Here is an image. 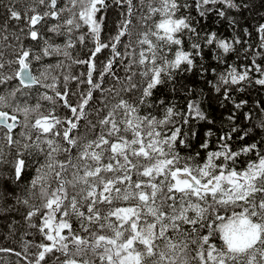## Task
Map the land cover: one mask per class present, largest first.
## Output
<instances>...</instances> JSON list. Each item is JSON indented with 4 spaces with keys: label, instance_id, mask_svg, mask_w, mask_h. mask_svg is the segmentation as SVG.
Segmentation results:
<instances>
[{
    "label": "trees",
    "instance_id": "16d2710c",
    "mask_svg": "<svg viewBox=\"0 0 264 264\" xmlns=\"http://www.w3.org/2000/svg\"><path fill=\"white\" fill-rule=\"evenodd\" d=\"M178 3L188 6L180 7L175 16L188 17L191 27L195 29V32L184 30L182 34H178L182 40L179 46L163 43L153 35L162 15L159 12L154 13L152 9L160 7V0H131V13L127 0H105L106 7L97 14L98 20H104L100 42L110 45L115 42L112 38L119 31L125 27L127 30L116 44L119 56H114L110 46L92 56L96 39L89 31L88 25L79 20V5L73 8L70 0H57L55 10L65 11L53 17L45 15L53 11L50 0H44L43 3L40 0H0V64L4 66L0 68V80L7 76L13 77L0 83V96L4 97L3 102H0V111L8 112L10 116L15 115L18 119L11 133L0 127V264H35L38 253L42 250L39 245L51 243L46 239L45 233L40 231L43 214L47 211L43 207L46 197L41 189H46L50 194L59 187L61 180L65 182L69 199L75 196L80 203L79 210L85 213L84 219L76 215L67 217L73 233L89 241V245L98 235L113 236V229L107 225L117 223L115 217L108 220L103 218L110 210L127 207L135 202L114 199L110 205L97 203L96 209L101 219L99 222L89 223L86 219L88 202L83 199L87 195L88 185L79 179L84 175V162L79 159V154L84 144L96 140L101 134L107 136L110 125H103L101 121L108 117L110 112H114L118 122L121 121L123 110L116 108L121 100L137 107L141 117H155L157 120L164 119L166 110L173 108V122L164 127L163 131L170 134V129L181 130L182 135L178 139H183L185 143L175 145L181 167L185 163L191 167L203 166L208 153L222 151L223 144H227L234 152H240L242 148L251 145L256 146L248 153H241L234 163L227 162L229 168L234 167L238 172L245 170L248 163L256 161L258 156L264 155V85L256 83L257 79H264V75L255 71L257 65L264 68V41L261 39L264 33L259 31L260 26L264 25V0H232L235 7H230L226 0H216L215 3L203 5L202 8L196 7V0H178ZM11 11L18 12L20 18H13ZM36 11L42 12V19L32 26L30 18ZM201 11L205 12L203 16L200 15ZM220 12L224 15H220ZM69 19L74 21L73 25L66 23ZM76 23L81 27L76 28ZM69 27L72 28L71 32L68 31ZM32 30L38 32L36 40L30 36ZM146 33L153 44L159 45L156 49L157 66H161L164 61L174 60L178 50L191 53L193 59L191 66L181 64L179 68L171 69L170 75L168 72L163 73L164 82L153 88L152 95L148 97H144L143 92L150 82L151 73H144L149 71L151 63H139L142 51L151 56V53L147 52L148 45L140 43ZM212 33L216 34L218 40L231 44L232 50L225 53L216 43L208 44L206 37ZM80 36H84L83 42H80ZM69 40L72 46L66 47ZM193 44L200 47L194 49ZM57 47L59 52L53 51ZM45 48H49L50 54H44ZM25 50L30 53V67L39 81L27 87L15 78L18 67L15 62ZM65 51L68 55H64ZM109 60L113 61V67L110 72L101 76ZM77 61H90L95 64L92 82L99 84V88H93L88 83L89 64ZM229 66L241 72L250 69L249 78L235 85L224 84L220 77ZM89 91L92 93L91 99L84 105L83 115L80 116L79 105ZM56 92L62 95L57 96ZM65 93L66 96L63 95ZM45 95L53 99H45ZM65 99L71 107L77 108L76 114L65 106ZM190 103L199 106L205 119H198L194 113H189ZM50 114L61 121L52 132L46 134L33 127L36 119ZM76 116L80 118L77 120ZM185 117L188 118L187 123L184 122ZM68 120L77 124L69 133L77 140L75 146L69 145L63 138V132L69 127ZM57 132L59 135H55ZM122 134L131 138V133ZM9 135L13 143L8 142ZM48 140H53L59 148L51 157ZM203 143L208 144L207 149L201 148ZM66 148L70 151H64ZM109 155L108 152L104 153L103 164L109 163ZM18 159L25 160V168L19 181L15 178V163ZM130 160L138 165V169L130 170L132 180H147V177L138 176L137 171H142L143 167L151 162L131 156ZM69 161L76 167L70 166ZM61 163L65 165L64 171L60 169ZM87 163L91 165L93 162ZM215 163L225 162L221 158ZM49 164L53 167L49 168ZM56 172H61V176L57 177ZM118 174L120 173H101L105 179H113ZM87 179L89 184L97 183L92 177ZM161 179L162 177H156L154 182ZM33 180L37 181L35 186L32 184ZM117 186L122 190L128 187L127 183ZM99 191L98 187L97 193ZM164 191L166 193V188ZM176 195L179 197V193ZM261 199H264V193H256L257 204ZM209 203H212L210 199ZM65 204L67 205L68 201H65ZM37 209L39 211H36ZM241 210L236 205H216L215 212L208 213L209 219L204 221L205 226H195L197 232L192 233L193 225L187 224L182 225L183 235L173 233L169 229L168 235L174 242L188 243L187 249L175 253L177 264L185 259L189 264H199L198 259H194L198 245L192 241L208 234L210 229L207 224L215 221V228V225L220 223L215 220L216 215L227 219L233 211ZM30 211L36 214L29 217ZM57 219H60L59 214ZM101 223L105 225L103 229L100 227ZM82 225L88 230L85 231ZM63 234L68 235V230L65 229ZM165 243L163 240H157V250H166ZM209 243L217 247L222 246L219 232L214 231ZM137 247L143 251L142 246ZM69 249L75 252L70 242ZM75 258L87 259L90 264H103L90 247L86 255ZM64 259L65 256L54 249L52 253L46 254L45 260L40 264H60ZM155 259L157 258L147 259L146 264H153ZM257 261L258 264H264V259H261L258 253Z\"/></svg>",
    "mask_w": 264,
    "mask_h": 264
},
{
    "label": "snow or ice",
    "instance_id": "6c2138e0",
    "mask_svg": "<svg viewBox=\"0 0 264 264\" xmlns=\"http://www.w3.org/2000/svg\"><path fill=\"white\" fill-rule=\"evenodd\" d=\"M40 2L43 3L44 0H40ZM70 2L73 8L79 5L78 18L83 21V24L88 25L89 31L96 39V47L92 56L109 46L112 48L114 56H119L120 53L117 51L116 44L125 35L126 27L112 38L115 41L114 43L109 45L100 42L101 25L104 20L103 18L98 20L97 14L102 8L106 7L105 0H70ZM215 2L216 0H196V7L202 8L203 5ZM226 2L230 7L236 6L232 3V0H226ZM127 3L129 4V13H131V0H127ZM50 5L53 11L47 12L45 15L56 17L59 12L65 11V9L55 10L57 0H50ZM187 6V4L180 5L178 0H160V7L152 9L154 13L159 12L162 15V19L156 24V31L153 33L157 40L179 46L182 44V40L178 34H182L184 30L195 32L188 17L175 16L180 7ZM204 14V11L200 12L201 16ZM219 14L224 15L223 12ZM11 16L16 19L20 18L19 13L16 11H11ZM41 19L42 17L39 15H33L30 18V25H37ZM66 23L73 25L74 21L69 19ZM74 26L76 28L81 27L79 23ZM68 31L71 32L72 28L69 27ZM259 31L264 33V25L260 26ZM30 36L33 40H36L38 32L32 30ZM261 39L264 41V36ZM79 40L83 42L84 36H80ZM206 42L208 44L216 43L225 53L232 50V45L224 40H218L215 33L206 37ZM140 43L147 44V52L151 53L150 57L144 51L140 53V64H145L146 61L151 63L149 71L144 73V75L151 73L150 82L143 92L144 97L151 96L152 89L164 82L163 73L168 72L170 75V70L179 68L181 64L189 66L193 64L191 53L178 50L174 60L164 61L161 66H157L156 49L159 45L153 44L147 33ZM71 46L72 42L69 40L66 47ZM192 47L198 49L200 46L193 44ZM53 51L59 52V48L57 47ZM44 54H50L49 48L44 49ZM64 55H68L67 51L64 52ZM29 56V51L25 50L15 62L18 64L15 78H18L20 84L26 87L39 82L32 75ZM39 58L36 57V59ZM77 62L89 64L88 83L93 88H99V84H93L92 82V71L95 69V64L90 61ZM3 67L0 64V68ZM112 67L113 61L109 60L103 72H101V76L106 72H110ZM249 71L250 69H245L241 72L235 67L229 66L226 72L221 74L220 79L226 85L239 84L249 78ZM255 71L264 75V68L258 65L255 67ZM11 79H13L12 76L4 77L3 80H0V83ZM256 83L264 85V79H257ZM48 87L53 86L48 85ZM217 91H219V88H217ZM56 95L61 96L62 94L56 92ZM63 95L66 96L67 94ZM225 95H227V92ZM91 96L92 93L89 91L79 105L80 116L83 115L84 105L88 103ZM44 98L53 99L46 95ZM3 100L4 97L0 96V102H3ZM64 103L73 114L77 113V108L71 107L66 99ZM141 103H143V99ZM116 108L123 110L121 121L118 122L115 119L114 112H110L108 117L101 121L103 125H110L107 129V136L101 134L96 140L84 144L79 154V159L84 162V175L79 179L88 185L87 195L83 197L84 201L88 202L86 219L89 223L100 221V213L96 209L97 203L110 205L114 199L135 201L136 203L110 210L103 219L108 220L115 217L117 223L107 225L113 229V236L98 235L95 237L94 242L89 245V241L73 233L72 225L67 219L71 215L84 219L85 213L79 210L80 203L75 196L69 199L65 182L61 180L59 187L50 194L42 188V194L46 197V203L43 207L47 211L43 214V224L40 231L45 233L46 239L51 243L39 245L42 250L39 251L35 264L44 261L46 254L52 253L54 249L65 256L60 264H90L87 259L77 260L75 258L86 255L89 247L99 256L103 264H146V260L149 258H157L153 261V264H165V261H167V264H177V260L174 258L175 253L178 250L187 249L188 243L183 241L174 242L168 235L169 229L173 233L183 235L182 225L187 224L193 225L192 233L197 232L198 229L195 226L204 227V221L209 219L208 213L210 211L214 213L216 205H236L242 210L240 212L233 211L227 219L216 215L215 220L220 221V223L216 224L215 228L213 227L215 221L207 224L210 229L208 234L200 237L199 240L192 241L193 244L198 245L194 259H198L199 264H258L257 253L261 259H264V199H261L259 204L255 201L256 193H264V155L258 156L256 161L249 162L247 168L239 172L234 167L229 168L227 164L228 161L234 163L241 153H248L256 146L251 145L242 148L240 152H234L227 144H223L222 151L208 153L203 166L191 167L185 163L181 167L179 166L180 157L175 152L177 143H185L183 139H178L182 135L181 130L179 128L170 129V134L163 131L164 127L173 122L172 117L175 115L173 108H168L164 119L161 120H157L155 117H141L138 114V108L124 100H121ZM188 108L189 113H194L196 118L205 119L204 113L195 103H190ZM25 112H27V109H25ZM80 116H76V119L78 120ZM16 121L17 117L15 115L10 116L8 112L0 111V126L6 128L9 133L16 127ZM187 121L188 118L185 117L184 122L187 123ZM60 123L59 119L50 114L36 119L33 127L47 134L52 132L53 128ZM67 123L69 127L63 132V138L69 145L75 146L77 140L69 133L77 127V124L72 120H68ZM121 124H123V128H121ZM122 133H131V138L129 139ZM55 135H59V133L57 132ZM113 137H115L114 140ZM7 139L9 143H13L11 135ZM47 143L50 148L49 157H51L53 152L58 151L59 148L53 140H48ZM201 148L207 149L208 144H201ZM96 149H100V151H96ZM64 151L67 152L70 149L66 148ZM105 152L110 153L109 163L107 164L102 163ZM130 156L138 159L143 158L151 162L148 166L143 167L142 171H137L138 176L147 177V180H132L130 170L138 169V165L132 163ZM221 158L225 163H215ZM121 160L123 163H121ZM87 161L93 163L90 165ZM111 161L116 163L113 164ZM69 164L76 167V165L71 164V161H69ZM59 166L61 171L65 170L64 164L61 163ZM48 167L52 168L53 165L49 164ZM24 168L25 160L18 159L15 163V178L17 181L22 178ZM107 172L120 174L113 179H105L101 173ZM56 176L60 177L61 172H56ZM89 177L94 178L97 183L89 184L87 179ZM156 177H162V179L159 182H154ZM36 183L37 181L33 180V186ZM125 183L128 187L123 190L117 186ZM98 187L101 189L99 193H97ZM113 193H115V196H113ZM177 193H179V197H177ZM209 199L212 203H209ZM65 201H68L67 205ZM36 211H39V209ZM35 214L36 212L33 211L28 213L29 217ZM58 214L60 219H57ZM82 227L85 231L88 230L84 225ZM100 227L103 229L105 225L101 223ZM46 229L47 231H45ZM65 229L68 230V235L63 234ZM214 231L219 232L220 239L223 241L220 247L209 243ZM157 240L166 242V250H157L159 247L156 244ZM69 242L75 248V252L70 251ZM206 245L207 247H205ZM137 246H142L143 251L138 250ZM179 264H189V261L186 259L181 260Z\"/></svg>",
    "mask_w": 264,
    "mask_h": 264
},
{
    "label": "rangeland",
    "instance_id": "374dc122",
    "mask_svg": "<svg viewBox=\"0 0 264 264\" xmlns=\"http://www.w3.org/2000/svg\"><path fill=\"white\" fill-rule=\"evenodd\" d=\"M33 14H37V15H41V16H42V12H39V11H36V12L33 13ZM33 14H32V15H33ZM32 15H31V16H32ZM31 16H30V17H31ZM30 17H29V18H30ZM100 190H101V189H100ZM134 202H135V201H134ZM135 203H136V202H135ZM169 236H170V235H169Z\"/></svg>",
    "mask_w": 264,
    "mask_h": 264
},
{
    "label": "water",
    "instance_id": "95a60500",
    "mask_svg": "<svg viewBox=\"0 0 264 264\" xmlns=\"http://www.w3.org/2000/svg\"><path fill=\"white\" fill-rule=\"evenodd\" d=\"M88 72H89V68H88ZM88 72H87V74H88ZM9 122H11V121H9ZM17 122H18V119H17V121H16V124H17Z\"/></svg>",
    "mask_w": 264,
    "mask_h": 264
}]
</instances>
